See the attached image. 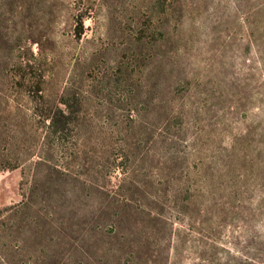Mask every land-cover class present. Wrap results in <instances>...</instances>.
I'll return each instance as SVG.
<instances>
[{"label":"rangeland","instance_id":"1","mask_svg":"<svg viewBox=\"0 0 264 264\" xmlns=\"http://www.w3.org/2000/svg\"><path fill=\"white\" fill-rule=\"evenodd\" d=\"M0 264H264V0H0Z\"/></svg>","mask_w":264,"mask_h":264},{"label":"trees","instance_id":"2","mask_svg":"<svg viewBox=\"0 0 264 264\" xmlns=\"http://www.w3.org/2000/svg\"><path fill=\"white\" fill-rule=\"evenodd\" d=\"M81 28V27H80ZM80 31L78 32V35ZM66 105V110H70V106L68 103L62 101ZM47 110V113L44 111ZM64 109L62 108H55V109H42L40 110V114L44 115L46 120H48L47 127L50 131V134L56 138V140L62 144L63 140L65 139V133L67 132V128L70 125V118L69 115L71 111L63 112ZM123 169V167H121ZM124 173V177L121 179V182H125L127 179L128 171H122ZM125 185V184H124Z\"/></svg>","mask_w":264,"mask_h":264}]
</instances>
